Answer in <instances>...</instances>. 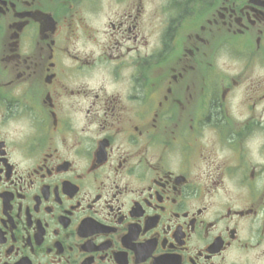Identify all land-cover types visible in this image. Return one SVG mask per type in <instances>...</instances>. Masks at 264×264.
<instances>
[{
    "label": "flooded vegetation",
    "instance_id": "flooded-vegetation-1",
    "mask_svg": "<svg viewBox=\"0 0 264 264\" xmlns=\"http://www.w3.org/2000/svg\"><path fill=\"white\" fill-rule=\"evenodd\" d=\"M0 264H264V0H0Z\"/></svg>",
    "mask_w": 264,
    "mask_h": 264
}]
</instances>
